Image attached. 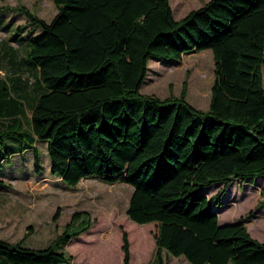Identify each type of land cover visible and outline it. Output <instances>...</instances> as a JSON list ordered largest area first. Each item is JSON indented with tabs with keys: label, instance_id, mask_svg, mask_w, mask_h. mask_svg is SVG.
<instances>
[{
	"label": "trees",
	"instance_id": "obj_1",
	"mask_svg": "<svg viewBox=\"0 0 264 264\" xmlns=\"http://www.w3.org/2000/svg\"><path fill=\"white\" fill-rule=\"evenodd\" d=\"M53 1L49 21L23 5L0 7L26 15L16 35L29 34L26 56L44 89L26 123L23 100L0 80V144L16 138L12 154L33 148L38 166L35 144L46 141L51 173L71 187L86 176L130 183L126 214L155 222L157 264L163 251L192 264H264V241L245 218L221 224L212 207L233 178L264 175V0H207L177 19L169 0ZM203 48L214 61L206 109L186 99L185 85L165 97L140 91L150 56ZM85 214L73 213L75 224L43 248L0 236V264L71 262L62 247L90 228ZM121 238L122 264H131Z\"/></svg>",
	"mask_w": 264,
	"mask_h": 264
},
{
	"label": "rangeland",
	"instance_id": "obj_2",
	"mask_svg": "<svg viewBox=\"0 0 264 264\" xmlns=\"http://www.w3.org/2000/svg\"><path fill=\"white\" fill-rule=\"evenodd\" d=\"M207 0H169L174 18ZM23 5L38 17L49 21L57 8L53 0H0V7ZM19 10L0 11V44L16 35L17 25L25 23ZM28 26V31H29ZM39 27L32 31H37ZM19 32L18 44L11 42L17 55L0 59V80L11 96L23 100L24 122L30 116L35 97L44 91L37 69L26 56L27 32ZM1 48V45H0ZM214 79V61L210 48L186 51L180 59L150 56L147 74L140 91L159 97L179 95L185 85V97L197 108L206 109ZM264 85V81H263ZM4 92V90H2ZM16 138L0 144V236L10 242L23 240L31 248H43L67 226L75 224V212L87 213L90 228L72 237L62 249L74 255L60 264H122V232L129 240L131 264H157L153 260L155 222L139 223L126 214L133 186L125 181L109 182L97 176H86L76 186L66 185L50 171L46 141L36 142L38 166L33 148L12 154ZM16 146H14L15 148ZM7 155V156H6ZM223 185L213 183L205 191L211 195ZM264 175L253 181L233 178L221 204H212L219 223H232L245 218L250 235L264 241ZM249 212L251 214H249ZM59 214L57 219L54 215ZM165 264H192L183 255L162 252ZM232 264V263H227Z\"/></svg>",
	"mask_w": 264,
	"mask_h": 264
},
{
	"label": "crops",
	"instance_id": "obj_3",
	"mask_svg": "<svg viewBox=\"0 0 264 264\" xmlns=\"http://www.w3.org/2000/svg\"><path fill=\"white\" fill-rule=\"evenodd\" d=\"M2 41H3V43L0 44L1 45L0 59H4L6 56L9 59H11L12 57H15V55H17V50H16V48H13L10 43L15 42L18 45H19V43L16 41H10V40H2Z\"/></svg>",
	"mask_w": 264,
	"mask_h": 264
}]
</instances>
